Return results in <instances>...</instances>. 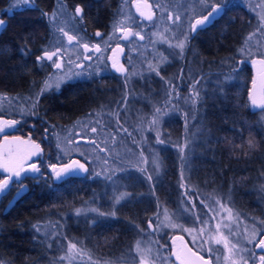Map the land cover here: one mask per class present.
Masks as SVG:
<instances>
[{"label":"trees","instance_id":"16d2710c","mask_svg":"<svg viewBox=\"0 0 264 264\" xmlns=\"http://www.w3.org/2000/svg\"><path fill=\"white\" fill-rule=\"evenodd\" d=\"M138 1L144 3L137 0L138 7ZM131 2L30 0L24 5L17 4V0H0V16L6 19L0 30V119L18 121L12 131L9 130L12 134L34 129L43 132V138L44 131L54 129L57 140L80 121H103L104 124L107 115L112 116L109 131L131 132L139 123L137 120L152 116L157 106L167 105L162 102L165 76L170 81L169 103L175 111L162 122L160 141L163 142L159 143L162 170L154 186V197L166 198L170 207H175L178 199L184 201L197 222L204 217L199 215L205 214L201 209L203 194L227 197L236 209L261 216L264 211V125L258 119L259 113H253L248 107L250 60L239 54L240 46L255 25L252 12L240 0H232L231 5H228L231 0H225V7L214 21L193 33L191 40L187 38L181 54V49L177 52L172 46L179 56L158 67L159 78L154 79L158 94L151 104L136 112L129 106L95 100L96 96L87 88L94 85L96 76L81 81L68 75L58 88L53 86L41 93L45 80L55 74V66L51 60L37 61L36 57L43 56L69 27L74 28L80 38L90 41L107 34L118 19L133 11ZM216 2L207 0L205 8L200 0H193L197 16ZM77 7L82 10L80 14L76 13ZM155 12L156 8L151 16ZM61 28L64 32L59 30ZM97 32L101 35L97 36ZM143 46L145 44L139 47ZM136 48L131 51L138 54ZM62 63L63 67L67 66L66 70H73L67 61ZM222 75H231L232 79L219 83L217 79ZM99 92L104 95L103 88ZM193 92L199 94L195 103L192 102ZM46 139L53 142L50 134ZM249 140L254 142V147H249ZM184 156H188V165L182 178L180 160ZM137 172L138 169L131 166L125 173L127 177L120 178L136 177ZM80 174L59 180L56 195L50 194L48 177L46 183L42 180L38 185L37 199L0 200V261L3 264H49L56 250L38 230L47 223L56 224V232L62 238L73 240L88 250L91 256L85 257H95V264L98 261L105 264V260L119 263L134 255L133 243L140 232L148 230L147 215L154 209L150 199L146 200L138 178L137 183L134 179L126 185L118 180V185H124L132 196L129 202L112 207L109 201L114 184L107 182L101 186L100 178L92 173ZM84 203H97L105 215L112 213L115 218L103 217L88 224L74 212ZM130 225L137 228L135 233L109 231ZM105 234L112 237L103 239ZM51 239L57 240L56 237Z\"/></svg>","mask_w":264,"mask_h":264},{"label":"rangeland","instance_id":"374dc122","mask_svg":"<svg viewBox=\"0 0 264 264\" xmlns=\"http://www.w3.org/2000/svg\"><path fill=\"white\" fill-rule=\"evenodd\" d=\"M131 1L133 11L129 14H124L112 25L107 34L93 41L80 38L77 31L72 27L67 29L68 35H63L61 39L58 37L56 39L57 43L47 51L57 54V57L54 55L51 61L54 65L57 63L61 64V67L59 69L55 67V74H52L50 78L52 80H55L57 77L66 78L71 72L70 70H66L67 66H62V61H67V65L71 68L81 65L83 64L82 57L84 55H91L97 52L95 46H99L100 48V51L97 52L98 58L101 59L99 61L105 62L106 54H108V50L112 47L113 42L119 38L123 41L119 33L125 32V29L130 30L129 34L126 33L130 37L125 38L124 42L129 44L128 54L131 56V49L134 47H137L138 51V54H135L136 59L131 58V65L161 67L166 62L172 61L179 56V53L173 51L172 46L177 52L180 51V48L176 47V45L185 39V34H188L194 19L198 15L193 0H172L170 2L169 0H143V4L146 5L145 10L147 9L152 12L156 8V12L151 16L152 19H146L145 14H141L142 11L137 6V0ZM240 1L252 12L255 26L253 31L245 37L239 48V54L248 58L251 62L264 66V63L260 62L264 58V0ZM170 14L172 17L179 15L181 19L173 22L169 19ZM0 19L6 20L3 16H0ZM69 36H73L75 39L70 41L68 39ZM85 44L88 45L87 50L84 48ZM142 44H145V46L139 47ZM57 49H59L58 52ZM113 49L111 48V51ZM95 61L96 58L88 61L87 64L93 66L96 64ZM231 79V75H222L218 77L217 81L225 83ZM252 81L251 77L250 84ZM247 103H249L248 98ZM156 109L161 110V114L158 116L154 115ZM174 111L175 109L170 103L162 107L157 106L152 116L147 118L141 117V119L137 120L138 124L135 122L137 126L131 132H122L124 135L121 132L109 131L108 129H111L112 122L105 117V121L107 122L104 124L103 121L98 123L97 121L88 122V120H83L77 126L58 136V162H67L70 159L78 158L81 164L84 165V169H82L83 175L90 172L98 178L105 177L110 180H120V177H127L125 173H128L129 167L132 166L138 169L136 177L131 178L128 176V179L130 178L131 181L135 179L137 183L138 178L147 198L146 200L150 199L154 205L151 216L148 217L149 222L150 220L152 221L149 228L152 229L153 234L146 232L147 235H144L141 233L136 238V242L132 246L134 255L130 256L129 260L132 262L129 264H140L141 255L146 257L147 264L164 263L168 257L166 251L162 250L160 245L158 246L161 249L153 243L155 242L154 238H158V233L163 231L169 232V235L181 234L190 243L198 247L202 245V250L209 252L208 248L210 249L211 243L215 246L210 237L222 235L216 231L218 224L221 225L220 232L228 230L229 232L234 231L237 233L240 231L251 233L264 224L262 220L260 221L259 216L236 209L227 197H221L216 194L202 195L204 200L201 199V202H203L201 209L205 214L199 215V217L204 216L199 222L192 216L190 209L185 205L184 201L178 199L175 207H170L166 198L158 200L154 197V186L159 182L162 170L159 155L162 122ZM153 119L157 120L154 127L150 125ZM258 119L264 125V108L260 110ZM0 122H3V120L0 119ZM6 128L10 129V127H4L0 131V156L8 158L13 155L16 158L18 155L22 156L35 151V144L28 140V137L26 138L24 134H12L8 130L4 131ZM94 128L96 129L95 132L92 131ZM40 153H42L41 148ZM187 158L188 156H184L180 160L181 176L187 173ZM118 184L114 183L112 190L114 198L116 199L121 194H126L123 198L127 197L129 190L125 189L124 185L119 186ZM217 201L220 203H217ZM221 204L224 205V209L221 208ZM77 209L82 211L77 214ZM77 209L74 211L76 216H82V219H86L88 224L101 220L105 213L104 209L98 208L97 203H84ZM165 209H167L171 223L176 224L177 227H171L165 222L164 226L157 228V225H160L161 221L164 220ZM226 209H231V213ZM158 216L159 219L157 218ZM203 221H207V225ZM224 225L227 226L225 227ZM56 228V224L50 225L48 223L38 227L39 232L45 237L49 246L56 250V255L50 260L49 264H95L93 263L95 257H85L86 255L91 256L88 250L84 249L83 246H78L73 240L69 241L66 238H62L56 232ZM202 228L205 229L203 234L200 232ZM223 234L227 236L226 232H223ZM53 237H56V242L52 241L51 238ZM203 238H207L208 242H204ZM242 239L245 241L244 237ZM49 241L54 242V244L51 245ZM138 241L142 250L140 253L136 251ZM70 244H75L76 249L70 250ZM105 262V264H113L112 261L105 260ZM0 264H3V262L0 261Z\"/></svg>","mask_w":264,"mask_h":264},{"label":"flooded vegetation","instance_id":"af4514ba","mask_svg":"<svg viewBox=\"0 0 264 264\" xmlns=\"http://www.w3.org/2000/svg\"><path fill=\"white\" fill-rule=\"evenodd\" d=\"M233 2L231 0L228 5H231ZM215 4V3H214ZM213 5V4H212ZM145 6L143 2L139 3V7L141 11L145 14ZM211 7V6H210ZM209 7V8H210ZM208 8V9H209ZM207 9V10H208ZM147 10V9H146ZM206 10V11H207ZM205 11V12H206ZM204 12V13H205ZM221 12V11H220ZM203 13V14H204ZM202 14V15H203ZM201 16V15H199ZM197 16V17H199ZM146 17V16H145ZM196 17V18H197ZM195 18V19H196ZM148 19V18H146ZM194 19V20H195ZM214 21V20H213ZM212 21V22H213ZM211 22V23H212ZM209 23V24H211ZM193 24V23H192ZM208 24V25H209ZM206 25V26H208ZM204 26V27H206ZM203 28V27H201ZM201 28H198L201 29ZM197 30V31H198ZM196 32V31H195ZM191 31V28L187 34L188 39L191 40L193 38V33ZM129 34L130 30L126 29L125 32H120L119 35L120 37L123 38V41L119 38L113 42V45L111 48H115L116 46H121L122 48V53L120 56H118L117 59L111 58L112 51L111 48L108 50V54H106L105 62H101V60L97 52H94L91 55H84L82 57V62L88 63V61L95 59V65L90 66L87 64V66H81L78 65L74 68H71V73L69 74L72 78H78L81 81H87L91 76H96V82L91 88H87V91L89 93H93L96 96L95 100H100L101 102H109L112 105L116 106H129L131 107V110L136 112L137 110H140V107L149 105L153 102L154 96H156L157 89H154L155 82L154 79L159 78V68L155 66L150 65H131V58L136 59L137 53H133L131 51V56L128 54V46L129 44L124 43L125 42V34ZM130 37V36H129ZM127 35V38H129ZM182 52L180 51V54ZM97 54V55H96ZM264 61V58H263ZM115 64V67L113 65ZM249 65L251 67V72H252V80H254L255 74L260 71L264 70V66H262L259 63H254V62H249ZM118 68H122L121 71H117ZM155 69V70H153ZM159 73V74H157ZM68 76V75H67ZM163 77V75H162ZM163 86L162 90H164L163 96H162V102L168 104L170 97H171V88H170V81L168 78L165 76L163 77ZM216 85V79L214 81ZM100 84V86H98ZM212 84V82H211ZM100 88H103L104 90V95L101 94ZM165 88V89H164ZM202 99V95H200V100ZM262 99H264V85L262 87ZM249 106V103H248ZM123 107V108H124ZM264 106H261L260 108L252 111L253 113L255 112L256 114L260 113V110H262ZM122 110V109H120ZM251 111V110H250ZM108 119H111L109 117H112L111 115H107ZM121 118H124L123 115H118ZM119 117V118H120ZM8 121V120H5ZM14 126L10 127V129H5L6 130H11ZM43 132H39L36 130H28V131H23L21 133H17L19 135L24 134L26 138L28 137V140L32 141L34 144H38L40 148L42 149V153H39L38 156H29V153H26L22 156H17L16 158L11 157L4 158L0 156V162L6 161V160H12L14 162H19L21 160H24L25 157H28L27 160H24V167L27 168L29 164L35 163L39 168V172H24L21 174L20 177H12L9 186H7L5 189L0 190V200H13L15 198H30V199H37L36 194L38 193L39 190V184L41 185L42 180H44V183L48 180L49 177V183H50V194L53 195L57 191V183L59 180H63L66 177H69L70 175H74L75 173H68L62 176V178L57 179L56 176L53 174V170L50 167V165H56L57 169H59L60 166H62L66 161L58 162L57 159V145H58V140H57V135L55 134L56 131L50 130V131H44L45 136L42 138L41 134ZM50 137L53 139V142L49 143L46 138ZM81 162V161H80ZM8 173H6L3 168H0V180H3L5 176H7ZM83 175V172L80 174ZM131 179L124 178L120 179V182L124 183L125 185L127 184L128 181ZM107 182L110 183H118V180H110L107 178H100L98 183H101V186H104ZM113 192L111 195V201H109V204L112 207H116L120 204H124L130 201L132 193L129 191V194L127 197L123 198L122 200L120 199L118 202L113 196ZM135 204V203H133ZM264 207V204H262ZM134 207V206H133ZM135 208V207H134ZM136 211V210H135ZM106 213V212H105ZM103 214L104 218H115L114 215L111 214ZM152 213V212H151ZM150 215H147L146 219V224L148 225L149 223H152V221L148 217ZM260 221L262 220L264 223V211L261 216H259ZM103 219V218H102ZM131 223V222H130ZM150 226L148 225V230L146 231L148 234L152 233V229L149 228ZM106 229V228H104ZM257 230V231H256ZM256 232L252 231L246 232V231H240L239 233L234 232V231H228L224 230L220 232L223 237L227 238L229 241L228 247L230 248L232 244H235L238 249H241L242 251H235L234 253H230L228 248H225L224 242L222 241L221 243L217 244L214 241L215 246L211 243L210 249L208 248L209 252H205L202 250V245L201 247H198L189 241H187L181 234L179 235H169V232L163 231L161 233H158L157 237L154 238L155 242H153L157 247H159L162 250L166 251L168 257L164 261V263L161 264H181V260L177 259V254L180 255V257L183 259L181 255V247L180 243L182 240H185L190 248L194 250L196 253H198L201 257L207 258L209 261V264H264V261H261L260 257L264 256V248H257L256 245L262 240L264 237V224L256 228ZM111 233H135L137 231V228L134 225H130V227H125V228H119V227H113L111 230H109ZM143 232H140L144 235H147ZM223 232H226L227 236L223 234ZM106 233V231H105ZM250 234V235H249ZM253 234H255V238H253ZM140 235V234H139ZM109 238L112 237V235H103L104 238ZM120 238V235H118ZM137 236V235H136ZM217 236V235H216ZM117 236L113 237L116 238ZM242 237L245 238V241H243ZM202 238V237H201ZM204 242H208L207 238H203ZM203 242V243H204ZM160 245V246H158ZM207 245V244H206ZM225 257H229L228 259H225ZM241 257L243 259H241ZM184 261V259H183ZM130 261L128 258L123 260L122 262H119L120 264H129ZM113 264H119L116 261L112 260ZM159 264V263H156ZM185 264V262H184Z\"/></svg>","mask_w":264,"mask_h":264},{"label":"snow or ice","instance_id":"6c2138e0","mask_svg":"<svg viewBox=\"0 0 264 264\" xmlns=\"http://www.w3.org/2000/svg\"><path fill=\"white\" fill-rule=\"evenodd\" d=\"M200 2L206 7H208V4H207V0H200ZM30 3V0H17V4H24V5H28ZM225 7V0H217V2L213 5H211V8L212 10L210 12H208V15L206 16H201L200 19H197L195 24H193L191 26V31L195 32L198 30V27H204L206 26L208 23L211 22V20L213 19V17L219 13L221 11L222 8ZM81 8L80 7H77L76 8V13L77 14H80L81 13ZM143 15V13H141ZM148 19H152L151 15H149L147 17ZM169 19L172 20L173 22H176V21H179L181 18L179 15L175 16V17H172L171 14L169 15ZM5 24V21L4 20H0V27H2L3 25ZM61 32H64V29L61 28L59 29ZM64 35H68L66 32L64 33ZM101 34L99 32H97V36H100ZM125 38H127V34L125 36ZM187 34H185V39L183 41H180L176 47L180 48L181 49V52L183 51L184 47H185V42L187 41ZM251 38V37H249ZM68 39L71 41V40H74L75 37L73 36H69ZM84 48L87 50L88 48V45L85 44L84 45ZM95 50L97 52L100 51V48L99 46H95ZM59 51V49H57V52ZM56 55V53H50L48 51H45L43 56H37L36 57V60L37 61H43L44 59H47V60H52L53 59V56ZM261 63H264V61H260ZM57 69H59L61 67V64L57 63L54 65ZM113 67H115V64L113 65ZM151 67V65H150ZM122 68H118L117 71H121ZM155 70V69H153ZM159 74V73H157ZM65 77H57L55 80H52L51 78L49 80H45L44 82V87L41 88V93H43L44 91H47L49 88L55 86V87H59L60 85V82L64 79ZM250 98L252 99V104L253 105H256L257 104V100L255 98L252 97V93L250 92ZM199 97V94L197 92H193V96H192V102L195 103L196 102V99H198ZM37 99H39V94H37ZM260 104L262 106H264V99H262L260 101ZM161 114V110L160 109H156V112L154 115L158 116ZM18 121H3V122H0V131L3 130L4 127H12L14 126L15 124H17ZM157 123V120L156 119H153L151 122H150V125L152 127H154ZM93 132L96 131V129H92ZM158 135V139H159V133L157 134ZM160 142H163V141H160ZM248 145L249 147H254V142L252 140H249L248 141ZM34 148H35V151H32L29 153V156H38L39 153H40V146L38 144H35L34 145ZM181 153H183V148L180 149ZM28 157H25L24 160H27ZM24 160H21L19 162H14L12 160H6V161H3V162H0V168H3V170L8 173L7 176H5V178L3 180H0V190H3L5 189L7 186H9V183L12 179V177H20L22 173L24 172H27V171H31V172H39L40 171V168L35 164V163H32V164H29L28 168H25L23 165H24ZM77 165L79 166L80 169H84V165L83 164H80L79 161H74L70 164H67V165H63L61 168L57 169V166L56 165H50V167L52 168L53 170V174L56 176L57 179H60L62 176H64L65 174H68L72 171H74L77 167ZM183 178V177H182ZM149 179H151V177H149ZM182 187L184 185H181ZM126 195V194H121V196H118L116 197V200L117 202L123 198V196ZM203 203V202H202ZM217 203H220L219 201H217ZM221 208L224 209V205L221 204ZM229 213H231V209H226ZM77 214H79L82 210L80 209H77ZM159 219V216L157 217ZM165 222H167V224L171 227H177L176 224H173L171 223V219H170V216L167 212V209L164 210V220L161 221V224L160 225H157V228L161 227V226H164L165 225ZM203 223L205 225H207V221H203ZM151 226V225H150ZM225 227L227 225H224ZM220 229H221V225L218 224L216 226V231L217 233L219 234L220 233ZM187 231V229H186ZM205 231L204 228H202L200 230L201 234H203V232ZM253 238H255V234H253ZM210 240H213L215 243L219 244L221 243L222 241L224 242V245H225V248H228L229 252L230 253H234L235 251H242L241 249H238L237 246L235 244H232L231 247L229 248L228 245H229V241L227 240V238L223 237L222 235H217V236H214V237H210ZM256 247H264V239L260 240V242L256 245ZM69 249L70 250H74L76 249V245L75 244H70L69 245ZM136 251L138 253H140L142 250L140 248V242L138 241L137 242V245H136ZM149 253H150V250H149ZM229 257H225V259H228ZM177 259H180L181 260V264H184V261L183 259L180 257L179 254H177ZM199 259L203 260L202 257H200ZM241 259H243L241 257ZM261 261H264V256H261L260 257ZM140 264H147V261H146V257L144 255H141V261H140ZM204 264H209L208 261H204ZM235 264V262H234ZM244 264H246V262H244Z\"/></svg>","mask_w":264,"mask_h":264},{"label":"water","instance_id":"95a60500","mask_svg":"<svg viewBox=\"0 0 264 264\" xmlns=\"http://www.w3.org/2000/svg\"><path fill=\"white\" fill-rule=\"evenodd\" d=\"M139 3H141V1H138ZM212 10V8L210 7L203 15L201 16H206L208 15V12H210ZM220 13V12H219ZM217 13L213 19L211 20V22L218 16ZM7 14H9V12H7ZM149 15H151V12L148 10H145V16L148 17ZM201 16L197 17L194 21L193 24H195L197 19H200ZM3 20V19H0ZM5 21V20H4ZM210 22V23H211ZM192 24V25H193ZM209 24V23H208ZM207 24V25H208ZM4 26V25H3ZM2 26V27H3ZM1 28V27H0ZM201 28V27H198ZM122 53V48L121 46H116L113 51H112V55L111 58H115L117 59L118 56H120V54ZM264 85V70H260L258 71L255 76H254V80L252 81V83L250 84V92L252 93V97L255 98L257 100V104L253 105L252 104V99L250 98V95L248 97L249 100V109L251 111H254L258 108H260L262 105L260 104V101L262 100V87ZM249 92V94H250ZM74 161H79V163L81 164L80 160L78 158H73L68 160L66 163H64L63 165H67L70 164ZM62 165V166H63ZM62 166H60L59 168H61ZM28 168V167H27ZM29 172V171H27ZM72 172H75V174H80L82 172V169L79 168V166L77 165L76 169ZM149 226L151 225L150 223L148 224ZM264 239V237L262 238ZM180 247H181V255L184 259L185 264H204V261H208L207 258H203V260L199 259L201 256L196 253L194 250H192L190 248V246L188 245V243L185 240H182V242L180 243ZM257 248H264V247H257ZM209 262V261H208Z\"/></svg>","mask_w":264,"mask_h":264}]
</instances>
